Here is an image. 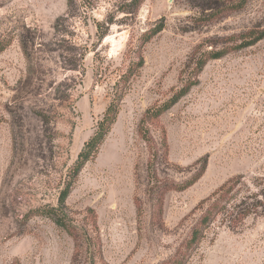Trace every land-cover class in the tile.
I'll return each instance as SVG.
<instances>
[{
	"label": "rangeland",
	"instance_id": "rangeland-1",
	"mask_svg": "<svg viewBox=\"0 0 264 264\" xmlns=\"http://www.w3.org/2000/svg\"><path fill=\"white\" fill-rule=\"evenodd\" d=\"M237 3L77 0L69 12L66 0H0V264H169L199 203L228 181L240 178L229 207L262 202L264 38L236 47L264 31V0ZM189 79L184 97L141 126ZM118 94L113 123L72 176ZM69 182L75 239L45 214ZM224 219L185 264H264V207L233 230Z\"/></svg>",
	"mask_w": 264,
	"mask_h": 264
},
{
	"label": "trees",
	"instance_id": "trees-1",
	"mask_svg": "<svg viewBox=\"0 0 264 264\" xmlns=\"http://www.w3.org/2000/svg\"><path fill=\"white\" fill-rule=\"evenodd\" d=\"M142 0H133V3L136 5V8H138L141 5ZM68 11L71 12L76 9V2L77 0H66ZM245 0H238V3L232 7V9H241L243 7ZM93 8L89 7V10L91 11ZM217 9V8H216ZM215 9V10H216ZM88 10V9H86ZM225 11V10H224ZM223 11L220 9L216 12H213L210 14V17L214 18H220ZM111 24V23H110ZM164 26L162 24H159L158 27L150 31V33L146 34L142 43L140 44V47H142V44L148 42L153 36L158 34L163 30ZM107 31V30H106ZM106 31L99 34V39H102L106 35ZM264 38V31L260 32L258 35L254 36L253 34H248L246 37V40L240 43L236 48L237 49H243L248 48L256 44L258 41L262 40ZM7 46V43H4L3 41H0V52H2ZM20 46L22 49V52L26 59H28V47L26 40L20 39ZM225 55V51H218L210 53L207 57H204L201 59L196 67V72L194 74V79L198 76V74L202 71L204 66L206 65L208 60H215L220 59ZM139 65L142 64V57H139ZM196 80L191 81L188 80V83L183 86L178 92H176L173 97L164 105H162L160 108L156 109L155 111H149L146 113V115L143 117L141 126L145 123V121H151L156 120L159 118L160 115H162L164 112L169 110L172 106H174L182 97H184L189 90L196 84ZM121 100L120 94L115 95L112 99L111 103L107 107L105 114L102 118V120L98 123L97 131L93 135L92 138L89 139L88 142L84 144L83 149L78 154L76 163L72 170V176H75L81 168L84 166V164L89 160L92 152L96 149L98 144L101 143L103 140L104 135L108 131L110 125L113 123L115 119V115L117 112L118 107V101ZM201 167L198 171V173L193 177L191 180V183H194L197 179L201 177L203 172L206 169V159H203L200 161ZM240 178H234L230 181H228L226 184H224L217 192H215L211 198L208 199L207 204L206 202L201 201L198 205V209H200V216L198 218L197 223L192 228L189 238L184 241L183 245H180V247L176 250L174 256L172 257L169 264H185L188 256V252L192 249V246H197L199 242L204 238L205 233L207 230H209L214 224L219 216H224L226 222L228 223V228L230 230L235 228L238 223L242 222L245 216H247L251 212H256L258 208V204L264 207V196L263 200L256 201V203H252L250 207L246 208L244 206L245 203L241 205L239 203L238 206L229 207V204L231 202V193L234 189V184L238 182ZM70 186L71 183H67L64 189L60 192L59 198H58V206L59 208H51L49 211H46V215L52 219V221L59 227L64 228L72 237L74 227L68 223L66 216L63 213V209L65 207V200L70 192ZM257 195H262L261 193ZM248 206V204H246ZM75 239V237H73Z\"/></svg>",
	"mask_w": 264,
	"mask_h": 264
}]
</instances>
